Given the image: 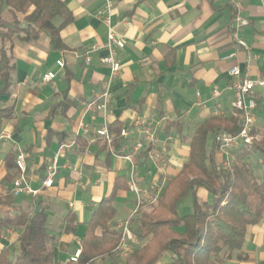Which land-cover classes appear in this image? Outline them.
<instances>
[{"label": "crops", "instance_id": "crops-1", "mask_svg": "<svg viewBox=\"0 0 264 264\" xmlns=\"http://www.w3.org/2000/svg\"><path fill=\"white\" fill-rule=\"evenodd\" d=\"M61 2L73 18L60 32L66 50H53L43 34L32 43L15 42L11 52V88L0 95V106L13 112L12 118L0 123V133L10 135L0 139V197L12 191L17 170L7 159L18 152L26 155L28 185L37 193L12 195V207L0 205V220L19 211L45 209L48 248L64 263L81 249L93 209L111 194L118 179L125 189L117 190L113 200L116 213L111 229L117 231V224L129 218L136 206L134 194L127 189L132 166L142 190L132 229L141 213L157 207L164 187L187 161L196 128L208 117L234 113L227 75L231 66L237 65L250 79L264 80V0H111L110 24L123 47H113L120 69L110 84L105 116L86 113L84 107L110 75L103 63L108 56L107 28L101 19L106 1ZM48 72L55 74L53 85H42ZM215 90L218 97L212 96ZM254 95L257 125L259 110H264V86L255 87ZM137 119L146 120L153 131L155 150L163 158L160 164L144 150L132 152L133 144L142 140L134 126ZM115 122L128 136L112 154L95 132ZM70 139H75V148L57 156L59 145ZM127 154L132 162L122 158ZM215 160L222 167L219 151ZM53 165L52 185L45 188L42 182ZM153 184L159 193L152 203ZM196 195L199 202L208 197L204 189ZM20 231L9 224L0 238V251L15 252ZM241 253L247 264L264 263V216L248 228ZM235 258L229 263L238 264Z\"/></svg>", "mask_w": 264, "mask_h": 264}, {"label": "trees", "instance_id": "trees-1", "mask_svg": "<svg viewBox=\"0 0 264 264\" xmlns=\"http://www.w3.org/2000/svg\"><path fill=\"white\" fill-rule=\"evenodd\" d=\"M72 21L61 0H0V95L11 88L14 43H32L44 34L53 50L65 51L60 32ZM12 116L11 108L0 106V123ZM239 130L235 111L208 117L196 128L181 171L168 181L157 207L139 215L133 230L137 245L123 261H112L120 242V233L110 226L116 213L113 200L117 190L125 189L118 179L111 194L93 209L77 258L64 263L55 258L48 248L47 215L41 208L35 213L19 211L13 218L7 214L0 220V238L9 224L21 228L16 251H0V264H157L166 253L170 254L168 264H228L233 252L239 253L238 264H247L241 253L247 230L264 216V119L251 132L259 140L232 150L229 169L219 167L217 136L221 132L235 135ZM108 131L116 135L113 149L117 153L125 143L119 137L121 127L115 122ZM13 157L7 160L15 167ZM198 189L207 192V200L198 201ZM185 198H190L192 211L181 216L177 205ZM11 201L12 191L0 197V205L12 207Z\"/></svg>", "mask_w": 264, "mask_h": 264}, {"label": "built area", "instance_id": "built-area-1", "mask_svg": "<svg viewBox=\"0 0 264 264\" xmlns=\"http://www.w3.org/2000/svg\"><path fill=\"white\" fill-rule=\"evenodd\" d=\"M106 1V9L101 15L102 22L107 28L106 42L104 47L108 51V56L103 59V63L107 65L110 70L109 78L103 82L100 93L94 97L91 101L85 104L84 112H97L101 113L103 116L106 115L109 108L110 102V84L112 79L119 73L120 66L114 57V46L118 48L123 47V42L119 40L113 28L110 24L109 9L111 0ZM239 25H245L246 22L238 21ZM240 46L244 47L243 42H238ZM229 58V57H227ZM86 64H89L87 59ZM59 68L63 67L62 62L57 63ZM227 75L231 80L229 89L233 92L234 100L232 103V108L236 112L237 119L239 122L240 130L235 135H230L225 132H221L217 138L218 151L223 156L222 168L229 169L232 163V150L238 148L242 144H250L254 137H252L251 132L255 126V111L257 108L256 98L254 95L255 87H263V79H250L247 75H243L240 68L237 65L231 66ZM55 78V74L48 72L42 76L41 84H52ZM198 97V94H196ZM213 97H218L219 92L213 91ZM134 126L139 128V134L142 140L136 141L132 146V152L137 153L142 150L146 151L148 156L155 158L160 164L162 162V154L155 150L156 138L149 128L148 122L144 119H137L134 121ZM95 135L101 138L109 152L114 154L113 141L116 138L114 133H110L106 127H103L95 132ZM128 136V131L126 129H121L119 137L126 138ZM10 135L2 131L0 133V139H9ZM76 146L75 139H70L67 142L61 143L58 148L57 156L65 151H70ZM123 159L132 162V155L122 156ZM25 159L26 155L23 152H18L14 158V164L17 170V177L12 183V195L17 196L18 194L24 193L27 195H36V191L32 190L27 181L26 169H25ZM157 164V165H158ZM159 166V165H158ZM160 168V167H159ZM55 173V166L53 165L47 170V175L45 180L42 182V186L47 188L52 185V177ZM127 189L130 193L134 194L136 199V206L128 219L117 224L116 229L120 233V242L115 248V252L119 254L121 258H127L131 255L134 246L136 245V239L132 231V218L137 213L142 204V190L137 184V172L135 166H132L127 180ZM152 189L155 193L152 203L156 201L157 195L159 193V188L157 184L152 185ZM80 250H77L72 258L74 260L78 257Z\"/></svg>", "mask_w": 264, "mask_h": 264}, {"label": "rangeland", "instance_id": "rangeland-1", "mask_svg": "<svg viewBox=\"0 0 264 264\" xmlns=\"http://www.w3.org/2000/svg\"><path fill=\"white\" fill-rule=\"evenodd\" d=\"M59 20L58 19H56L55 20V23H57ZM263 119H264V110H262V109H260L259 110V113H258V124H261L262 123V121H263ZM254 140L256 141V140H259V137H257V136H255L254 137ZM190 198H186V199H183L182 201H180L179 202V204H178V208H177V211H178V213L179 214H181V215H183L184 213H189L190 212ZM135 228V227H134ZM134 229H132V231H133ZM136 245H137V241H136ZM135 245V246H136ZM139 245H141V244H139L138 243V246ZM135 246H134V248H135ZM134 248H133V250H134ZM133 252V251H132ZM238 255V253L237 252H233L232 253V257L234 258V257H236ZM130 256V255H129ZM128 256V257H129ZM113 260V262H115V263H119V262H121V261H123L125 258H121L120 256H119V254L117 253V252H114V254H113V258H112ZM171 260H170V254H168V253H166V254H164L163 256H162V258L159 260V262H158V264H168L169 262H170ZM233 261H235V260H233ZM230 264V263H229ZM232 264H236V263H232Z\"/></svg>", "mask_w": 264, "mask_h": 264}]
</instances>
